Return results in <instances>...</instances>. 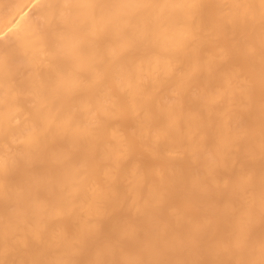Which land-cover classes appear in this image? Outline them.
<instances>
[{"label": "bare ground", "instance_id": "1", "mask_svg": "<svg viewBox=\"0 0 264 264\" xmlns=\"http://www.w3.org/2000/svg\"><path fill=\"white\" fill-rule=\"evenodd\" d=\"M0 264H264V0H0Z\"/></svg>", "mask_w": 264, "mask_h": 264}]
</instances>
